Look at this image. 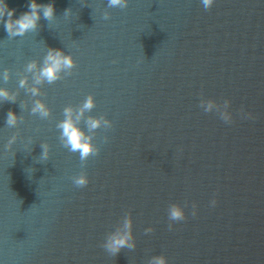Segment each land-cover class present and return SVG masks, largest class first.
<instances>
[{
    "label": "water",
    "instance_id": "water-1",
    "mask_svg": "<svg viewBox=\"0 0 264 264\" xmlns=\"http://www.w3.org/2000/svg\"><path fill=\"white\" fill-rule=\"evenodd\" d=\"M54 2L56 22L42 17L24 36L9 39L0 23V86L18 92L14 103L0 99V264H148L159 254L168 264H264V0L209 9L129 0L108 20L107 0ZM8 3L19 16L29 0ZM49 47L71 53L76 67L33 97L19 79L34 83L26 64H42ZM90 93L85 116L106 115L112 127L96 130L99 153L81 162L56 124ZM38 98L48 118L31 113ZM202 99L220 111L230 100L231 121L216 107L205 112ZM9 109L23 117L13 128ZM81 172L89 182L78 187ZM172 203L185 219L169 220ZM128 212L136 247L113 255L103 244Z\"/></svg>",
    "mask_w": 264,
    "mask_h": 264
},
{
    "label": "clouds",
    "instance_id": "clouds-1",
    "mask_svg": "<svg viewBox=\"0 0 264 264\" xmlns=\"http://www.w3.org/2000/svg\"><path fill=\"white\" fill-rule=\"evenodd\" d=\"M214 0H202V4L205 9H209ZM129 0H107V7L102 11V18L108 20L111 13L109 8L124 9L128 6ZM28 10L20 13L16 16V8L11 7L8 0H0V23L5 27L8 33V38H14L17 36H24L29 31H36L40 26L39 21L43 17L49 22V25L53 24L57 20L55 12L54 0H49L47 3H40L38 0H29L27 5ZM99 10V8H98ZM72 16L71 6L67 7L63 11V17L68 20ZM76 67V61L71 53H65L62 49L49 47L46 55L44 56L43 63L40 64L37 60L33 59L26 64L25 71L32 74L34 83L29 85L27 76H23L19 79V88L25 89L33 97H39L40 88L39 85L47 82L53 84L57 80H60L66 76L72 74L73 69ZM11 78V71L5 68L3 71V80L7 82ZM18 92L12 91L7 87L0 86V99L4 101L15 102ZM95 99L93 94H89L86 99L78 106V108L69 104L64 108V119L60 120L56 127L61 130L60 141L62 145L70 152H79L81 162H86L90 156H95L99 153L98 146L93 142V138L96 134V130L100 127L105 129L112 127V121L109 120L106 115H87L95 107ZM230 100L223 101V111H220V105L214 99H202L200 101L201 107L205 112H210L214 107L217 108L224 121L230 122L232 119L231 113L228 111ZM32 114H39L41 118H48L51 115V109L42 99H36L31 107ZM249 115H251L249 113ZM23 119L21 115H17L13 110L9 109L6 116V126L9 128L16 127L18 123ZM84 121L87 127L85 131L80 122ZM19 136V131L13 133L6 144V149H11L14 142ZM107 139V137H105ZM43 149L39 156L40 161H47L49 157V146L46 142L41 144ZM73 182L78 187H83L88 184V176L81 172L79 175L73 177ZM213 204L216 203L214 199ZM169 220L181 221L185 219L184 208L179 203H172L169 206ZM196 214V205L193 204V215ZM172 225L169 224L171 229ZM153 231L150 226L145 229L146 233ZM103 247L109 253L115 255L123 248L134 249L136 242L133 234V220L131 212H128L123 217L122 226H117L116 229L107 235V238L103 244ZM148 264H168V260L165 255H154L148 260Z\"/></svg>",
    "mask_w": 264,
    "mask_h": 264
}]
</instances>
